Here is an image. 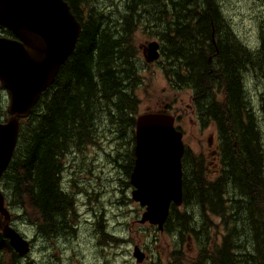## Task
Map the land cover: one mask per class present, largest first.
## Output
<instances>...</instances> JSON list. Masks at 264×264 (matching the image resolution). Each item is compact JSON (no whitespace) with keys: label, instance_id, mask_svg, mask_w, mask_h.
<instances>
[{"label":"trees","instance_id":"trees-1","mask_svg":"<svg viewBox=\"0 0 264 264\" xmlns=\"http://www.w3.org/2000/svg\"><path fill=\"white\" fill-rule=\"evenodd\" d=\"M65 1L82 32L54 86L20 128L17 150L2 179L7 206L19 210L41 236L73 231L77 200L63 185L65 159L95 144L98 126L103 124L111 127L114 141L129 147L122 168L130 177L140 113L136 91L143 82L133 34L144 23L161 43V59L156 65L178 90L187 85L184 80L175 81L179 73L191 75L200 84L197 90L202 93L196 105L217 124L220 136L217 174L206 168L207 160L201 156L193 159L196 172L190 176L192 160L186 154L183 196L193 215L174 209L165 230L170 235L177 233L182 244L198 228L196 210L202 207L205 213L221 217L227 227L223 245L230 249L218 257V252L211 253L214 258H206V264H264V95L260 123L245 89L249 80L264 89V12L257 48L250 49L236 37L231 43L225 40L217 0H126L122 8L127 4L128 15L115 21L111 15L121 13L115 4L108 12L95 8L89 0ZM161 22H165L164 32L159 29ZM151 24H155L154 32ZM214 87L222 89L220 98ZM205 220L209 224L208 215ZM100 226L108 235L101 222ZM109 237L117 244L125 242ZM19 260L0 232V264H21Z\"/></svg>","mask_w":264,"mask_h":264},{"label":"rangeland","instance_id":"rangeland-1","mask_svg":"<svg viewBox=\"0 0 264 264\" xmlns=\"http://www.w3.org/2000/svg\"><path fill=\"white\" fill-rule=\"evenodd\" d=\"M160 1L162 3L166 0ZM217 2L220 7V23L225 28L222 29L225 40H230L231 43V39L236 40V37L248 48L256 49L264 0H217ZM91 3L97 9L107 8L108 12L116 5L117 11L121 13L111 15L114 21L128 15L125 11L127 4L123 9L118 0H89V4ZM168 16L165 18L166 22ZM150 21L153 22V18ZM143 24L133 34L134 46L138 50L136 62L143 76V82L136 91L140 99L139 111L140 114L162 111L166 105L172 115L180 117L178 127L185 134V154L192 160L188 168L191 176L195 171L193 159L201 156L205 158L211 153L210 148L216 150L217 143L212 147L209 144L210 135L215 134L216 130L214 127L210 130L200 128L189 108V95L174 88L160 67L156 64L150 66L145 62L144 47L151 41H160L147 31L145 26L148 24H144L145 26ZM164 24L165 22H161L158 28L164 29ZM151 27L154 32L155 24H151ZM164 31L165 29L162 32ZM176 78L183 79L181 73ZM249 81L245 89L248 97L253 100L254 109H257L261 123L260 107L264 89L257 81L256 83ZM0 102H5L4 108H0V119L7 120L9 104L1 90ZM114 137L110 126L99 125L96 143L86 146L82 152L70 153L65 159L67 169L63 175V185L66 191L73 192L77 200V217L74 218L77 222L73 224V231L62 232L56 237L36 238L32 227L21 217V212L9 207L13 214L14 227L30 241L36 239L32 243L30 255L20 259L21 264H30L31 261L32 264H139L133 258L135 246L148 252V259L142 264H171L174 244L180 246L176 262L188 261L182 255L183 251H188V258L192 257V249L187 246L186 241L181 244L178 236L172 238L148 222H141L146 208L132 200L133 186L126 170L122 168L127 163L129 147L122 141H114ZM114 160H117V163ZM1 189L5 192L2 185ZM100 215H103L102 221ZM100 222L106 234L125 242L116 245L109 235L101 232L98 224ZM205 224L208 222L205 221L203 225Z\"/></svg>","mask_w":264,"mask_h":264},{"label":"water","instance_id":"water-1","mask_svg":"<svg viewBox=\"0 0 264 264\" xmlns=\"http://www.w3.org/2000/svg\"><path fill=\"white\" fill-rule=\"evenodd\" d=\"M0 26L19 39L0 38V81L10 94V118L0 123V183L15 153L20 119L28 118L55 82L62 66L76 49L82 25L65 0H0ZM160 58V45L145 48L147 63ZM163 111L146 112L136 119L135 162L130 175L132 198L146 208L141 222L166 223L170 206H180L183 198V135L174 126V117ZM0 231L20 258L30 253V241L11 226L0 189ZM139 264L146 254L134 247Z\"/></svg>","mask_w":264,"mask_h":264},{"label":"flooded vegetation","instance_id":"flooded-vegetation-1","mask_svg":"<svg viewBox=\"0 0 264 264\" xmlns=\"http://www.w3.org/2000/svg\"><path fill=\"white\" fill-rule=\"evenodd\" d=\"M125 1L126 0H118V2H120L121 6H123ZM143 16H145V15H143ZM196 24L198 25V23H196ZM229 29L231 30L230 25H229ZM0 37H4L6 39L19 41L17 36L11 30H9L7 28H3V27L0 28ZM217 41H220V39H217ZM182 78L183 79H178V80H175V81H177L179 83V81L184 80V84L187 83V85L185 87H181V89H182L183 92H186L187 95H189V100H190L189 108H190V110L192 112V116L196 118L200 128H204L206 130H210L211 127H214L215 130H216L215 134L214 133L211 134L210 138H209V140H210L209 144H210L211 147H212V145L214 143H217L216 144V150L212 149L213 152L210 153L209 156L217 155L219 139H220L219 132L217 130V125L212 120V118L204 117V115L201 113V109H199V107H198L199 105L198 106L196 105V102H197V99H198V95H200L202 93L201 92L200 94H198L199 91L197 90V88L200 86V84L199 83L195 84L192 81L191 75H188L187 73H182ZM53 86H54V84L48 89V91H50ZM174 87H178V86H174ZM0 90L5 94V96L7 98V101H8V104H9V101H10L9 93H8V91L5 88L2 87L1 83H0ZM208 90H209V93H211V88H210V86L207 85V91ZM213 92L216 93L218 98H220L222 96V89L219 90L217 87H214L213 88ZM43 95L41 96V98L43 97ZM41 98H40V100H41ZM4 105H5V102H0V108H4ZM8 107H9V105H8ZM7 117H8L7 118V120H8L9 119L8 113H7ZM7 120H4L2 118V119H0V122L4 123ZM25 120L26 119L20 120V128H21V126H22V124L24 123ZM179 120H180V117L179 118L175 117V126H176L177 130L181 131V128L178 127ZM181 132L183 133V135H185L183 131H181ZM13 158H14V156H13ZM9 167H8V169H9ZM211 180H213V176L211 177ZM0 185H2V179H1V184ZM2 187H3V185H2ZM189 207L190 206L185 207V205H184L183 210L186 211V212H189V213H191L193 215V213L190 211ZM196 212H198V216L195 219L197 221V223H198V228H196L195 230L189 232V236H191V238H192V242H191V244L189 246L192 249V252H191L192 253V257L188 258L187 257L188 251H183L181 253L188 261L187 262L185 261V262L178 263L175 260L176 253H173L172 254L173 259H172L171 264H206V258H210V257L212 259L214 258V256L211 255V253H209L208 251L204 250L206 247L211 252H215V250H216V252H218L217 257L221 256L225 252H229L230 253V249H229L228 245L227 244L226 245L222 244L223 236L227 232V227H225L224 224H223V229L222 230H219V229L216 230L215 227H214V222H215V219H216L215 216H210V219H211V222H209L210 225L208 224L209 227H205L203 225V223L206 221L205 217L207 215L205 213V209H203L201 207L200 209H197ZM76 217H77V214H76ZM17 220H19V219H17ZM0 223H1V219H0ZM98 224L100 226V223H98ZM100 228H101V226H100ZM32 229L34 230V234H35L36 238L42 237L40 235L42 233H40V231L38 232V230L35 228V226H33ZM176 235H178V234L176 233ZM33 241L35 242L36 239H34ZM115 244L117 245V243H115Z\"/></svg>","mask_w":264,"mask_h":264},{"label":"bare ground","instance_id":"bare-ground-1","mask_svg":"<svg viewBox=\"0 0 264 264\" xmlns=\"http://www.w3.org/2000/svg\"><path fill=\"white\" fill-rule=\"evenodd\" d=\"M207 225V224H206Z\"/></svg>","mask_w":264,"mask_h":264}]
</instances>
